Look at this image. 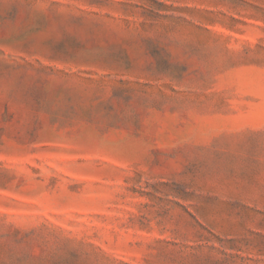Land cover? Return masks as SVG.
<instances>
[{
  "label": "rangeland",
  "instance_id": "rangeland-1",
  "mask_svg": "<svg viewBox=\"0 0 264 264\" xmlns=\"http://www.w3.org/2000/svg\"><path fill=\"white\" fill-rule=\"evenodd\" d=\"M0 264H264V0H0Z\"/></svg>",
  "mask_w": 264,
  "mask_h": 264
}]
</instances>
